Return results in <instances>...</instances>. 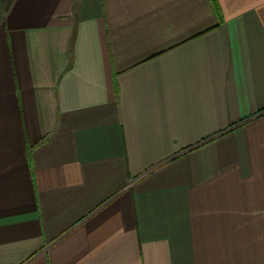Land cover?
Returning <instances> with one entry per match:
<instances>
[{"label":"crops","instance_id":"crops-1","mask_svg":"<svg viewBox=\"0 0 264 264\" xmlns=\"http://www.w3.org/2000/svg\"><path fill=\"white\" fill-rule=\"evenodd\" d=\"M0 0V264H264V0Z\"/></svg>","mask_w":264,"mask_h":264},{"label":"trees","instance_id":"trees-1","mask_svg":"<svg viewBox=\"0 0 264 264\" xmlns=\"http://www.w3.org/2000/svg\"><path fill=\"white\" fill-rule=\"evenodd\" d=\"M211 1H212L213 5H214L215 9L218 10V6H217L215 0H211Z\"/></svg>","mask_w":264,"mask_h":264}]
</instances>
